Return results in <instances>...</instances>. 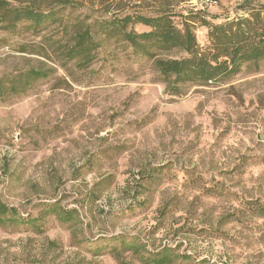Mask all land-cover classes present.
<instances>
[{"label": "rangeland", "instance_id": "374dc122", "mask_svg": "<svg viewBox=\"0 0 264 264\" xmlns=\"http://www.w3.org/2000/svg\"><path fill=\"white\" fill-rule=\"evenodd\" d=\"M7 1L54 15L0 23V264H141L165 246L171 264H264V59L174 95L95 22L167 12L205 48L201 19L251 17L264 0ZM88 25L82 65L67 46ZM32 69L49 76L11 89Z\"/></svg>", "mask_w": 264, "mask_h": 264}, {"label": "trees", "instance_id": "16d2710c", "mask_svg": "<svg viewBox=\"0 0 264 264\" xmlns=\"http://www.w3.org/2000/svg\"><path fill=\"white\" fill-rule=\"evenodd\" d=\"M0 9V23L7 24L5 28H14L27 21L38 26L54 15V12L45 13L27 6L16 7L7 0L0 1ZM251 17H236L218 24L201 19V24L209 28L210 45L205 48L198 42L188 21L179 28L167 12L151 16L129 13L121 18L95 22L104 33L120 36L135 52L150 58L169 93L180 95L190 85H209L237 74L245 63L259 65L264 59V5L256 8ZM136 23L151 29L138 32L133 26L129 28ZM91 27L88 25L76 31L72 43L67 46L68 60H77L82 65L92 62L97 43ZM173 50L181 51L183 55H162ZM47 76L48 71L38 69L18 71L13 75L11 89L25 90L34 80ZM3 89L4 81L0 77V92L3 93ZM176 256L172 247L165 246L153 256H142L141 264H171Z\"/></svg>", "mask_w": 264, "mask_h": 264}]
</instances>
